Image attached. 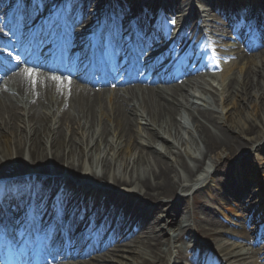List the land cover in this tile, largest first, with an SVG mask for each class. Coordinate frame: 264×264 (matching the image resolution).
Returning <instances> with one entry per match:
<instances>
[{
  "label": "bare ground",
  "instance_id": "obj_1",
  "mask_svg": "<svg viewBox=\"0 0 264 264\" xmlns=\"http://www.w3.org/2000/svg\"><path fill=\"white\" fill-rule=\"evenodd\" d=\"M218 1L216 5L220 6ZM251 2L262 6L259 0ZM218 24L223 23L216 20ZM191 30L195 28L188 25L184 31L188 34ZM187 34L177 40L180 47L189 45ZM258 42L264 46L263 41ZM195 45L194 41L193 49ZM255 57L242 58L244 64L234 73L225 71L210 90L200 84L199 89L206 91L199 98L189 93V80L167 87L166 97L160 90L145 93L133 86L111 91L79 89L73 84L69 91L67 83L56 81L46 80L45 88H40L19 84L23 82L21 77L14 79L18 82L15 87L9 86V79L2 80L0 181L5 191L35 185L43 190L44 199L56 193L69 203L93 202L109 215L119 214L122 219L135 220L140 228L146 227L147 231L141 233L150 244L153 242L149 254L129 251V245L141 247V242L132 240L98 254L92 261L84 259L76 264H105L106 260L107 264H169L163 248L170 247L172 253L176 240L192 227L186 215L181 219L185 211L176 199L180 196L182 201L185 192L205 185L208 177L213 180L214 170L224 158L240 160L264 138V51ZM183 90L190 96L187 107L179 100ZM183 108L190 110L191 128ZM143 125L152 133L147 138L141 137ZM184 127L190 128L188 139L181 132ZM150 151L159 156L153 157ZM254 153L260 157V146ZM235 169L238 171L236 165ZM234 170L224 173L229 174L226 180L216 179L217 186L235 192L232 187L242 184L237 191L247 194L252 198L250 204H255L256 190L245 185L248 169L244 166L241 172L232 174ZM71 180L77 185L72 187ZM236 212L233 214L239 215ZM193 218L194 224H216L213 213L206 210ZM166 230L170 231L168 235ZM221 231L211 230L215 234ZM126 253L129 255L124 256ZM123 258L128 263H123Z\"/></svg>",
  "mask_w": 264,
  "mask_h": 264
},
{
  "label": "rangeland",
  "instance_id": "obj_2",
  "mask_svg": "<svg viewBox=\"0 0 264 264\" xmlns=\"http://www.w3.org/2000/svg\"><path fill=\"white\" fill-rule=\"evenodd\" d=\"M235 1H236V4L238 5V4H241L245 0H235ZM258 56L259 55H257L255 59H257ZM234 59L235 58H233V60ZM236 61H239L238 58ZM217 72L219 75L221 73V70H217L216 68L212 67L204 71V75H203L204 77H196V79H199L198 81L202 80L201 85L206 86V88L208 89L210 85L216 86L217 83L219 82V77L216 76ZM204 80L205 82H203ZM201 85L199 84L198 87L192 89L191 92L196 93L197 96L205 93L206 90L204 88L199 89ZM179 100L184 104V106L187 104L188 100H190V96L186 93V90H183L179 93ZM240 103L241 102H239V107L242 106ZM186 109L185 108L182 109L183 116L187 119V122L190 124V126L189 125L188 126L191 128L192 120L190 116V110L188 108ZM179 119L180 118L178 117V120ZM142 127L144 129L143 130L144 133L143 134L141 133L143 135L141 137L147 138V134L152 135V133L148 131V128L145 127V125H143ZM189 127L188 128L184 127L181 130V132L184 134V136H186L187 139H188L187 132L190 129ZM135 137L137 138V135ZM161 143L165 147L168 146L164 142H161ZM248 145L250 147L249 143ZM258 146H260L261 151H262L260 157H257L256 153H254V148ZM150 152L151 154H153V157L159 156V155H156L153 151H150ZM226 159L227 157L224 158V161L217 166L216 168L217 170H214L215 172L213 171L214 172V175L212 177L213 180L211 179L209 180L210 177H208V180L205 185L203 186L199 185L198 188L197 186H195L193 190H188L187 192H185L186 197L182 201H180L181 199L180 196L176 199L177 201H175V203H178V205L180 207H183V210L185 211V213L182 214L181 219L184 215H186L188 217V220L192 224L191 231L184 233L181 239L175 244V248H179V251L177 252V256L179 259H181V261H184L185 258L187 257L186 253L184 252L186 247L187 246L192 247L191 245H193V243H198L197 241L199 240L200 242L205 243L208 248H212L213 251H215V253L221 258V260L223 261L225 260L229 262V264H244L246 263L247 260H249L252 264H262L261 258L259 256H256L255 252L264 251V238L257 246H254L251 244L252 242L251 238L253 237L252 234H250L249 232L247 233L246 231L247 228L250 227L249 229L252 230V232H254V235H255V233L257 232L255 229L261 226L260 220H255L253 224H251L249 227L242 228V226H240L238 229L235 228L234 230L230 231L232 233L238 232L237 234H240L242 233V231H244L245 238L241 240H245V242L247 243L246 245L237 243L238 241H240L238 239L232 240V241L226 239L225 237H218L214 239L213 237L203 234L201 232V228L199 224L197 225L196 223L194 224V218H193L194 215L196 214L201 215L202 211L204 210L209 211V212L210 211L214 212V210L215 211L217 210L218 212H220L221 210L227 208V204L230 205V202L236 203V201L234 200L241 199V197L243 199L242 201L245 202V205H247V203L250 201L249 199L250 197L247 196V194H242V193L240 194L239 191H237L238 189L241 190L242 184H241V187H239V185L236 187L233 186V189H235V192L228 191V193H224L226 189H222V186H219V185L217 186L216 179L221 178L223 180H226L225 178H229V174L227 176H224V173L230 172L232 169L234 170V165H236L237 169L241 165L243 167L242 169H244V166L246 167V169H248L246 170V175H247L246 177L250 178L251 179L250 181H252L253 184L251 183L249 184V182L245 181L246 182L245 185L247 186V188L254 185V189L256 190V193L254 195L255 196L254 200L256 201V205H253V206L256 208V211L258 212L259 217L264 219V178H262V175H261V174H264V138L262 139V141H259L258 144H255V146L253 147L251 146L246 152H244L240 156V160L239 158L232 160V161H228ZM242 169L241 170L238 169V171L241 172ZM110 170H113V169L110 168ZM249 170H250V173H249ZM238 171L235 169L232 172V174ZM254 172H255V175L253 176ZM111 174H112V171H111ZM74 180L77 181V179H74ZM74 180L70 181V185L72 187L77 185ZM117 190H119L117 191L118 193H124L122 189H117ZM113 192H116V190H113ZM253 211H254V208H253ZM239 215L243 216L244 214L242 211H240ZM168 233H170V231H167V234ZM193 240H195V242H193ZM226 252L230 255L229 257L226 256L227 255ZM196 254H197L196 255L197 257L199 255L202 256V254L204 255L206 254V251L203 250L202 252H198ZM197 257L195 258L197 259ZM205 257H207V255H205ZM123 262L128 263L127 260H123Z\"/></svg>",
  "mask_w": 264,
  "mask_h": 264
},
{
  "label": "snow or ice",
  "instance_id": "obj_3",
  "mask_svg": "<svg viewBox=\"0 0 264 264\" xmlns=\"http://www.w3.org/2000/svg\"><path fill=\"white\" fill-rule=\"evenodd\" d=\"M32 3L35 4V11L39 15L40 14V3L39 0H31ZM176 21L173 20L172 24H175ZM48 43L47 39H42L40 41L41 47ZM9 57H11V53L8 54ZM17 60V66L19 67V57H15ZM26 63V61H25ZM24 71L29 77L36 76V73L33 71L32 68H25ZM53 81L59 82L61 85L65 83V80L58 76L52 77ZM33 85H36L38 81L36 79H33ZM71 79H67V84L69 91L71 89ZM5 201L9 202V206L7 207V210L5 209ZM27 205L29 209L32 210L34 213L43 214L44 211V192L41 188L35 185H26L24 187H14L10 190L5 191L3 187V182L0 181V222H2V218L5 214V211L11 213L13 216H15L21 209L23 205ZM14 205L15 207H12ZM29 225H26V227ZM30 226L33 229L39 230L35 221H31Z\"/></svg>",
  "mask_w": 264,
  "mask_h": 264
}]
</instances>
